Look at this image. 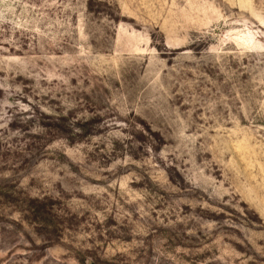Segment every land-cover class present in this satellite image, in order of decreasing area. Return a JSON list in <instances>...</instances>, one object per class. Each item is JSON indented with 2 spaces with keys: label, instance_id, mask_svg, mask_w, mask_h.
Returning a JSON list of instances; mask_svg holds the SVG:
<instances>
[{
  "label": "rangeland",
  "instance_id": "obj_1",
  "mask_svg": "<svg viewBox=\"0 0 264 264\" xmlns=\"http://www.w3.org/2000/svg\"><path fill=\"white\" fill-rule=\"evenodd\" d=\"M0 264H264V0H0Z\"/></svg>",
  "mask_w": 264,
  "mask_h": 264
}]
</instances>
